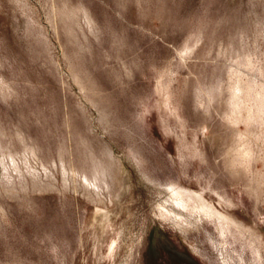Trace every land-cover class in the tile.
Returning <instances> with one entry per match:
<instances>
[{"label": "rangeland", "instance_id": "obj_1", "mask_svg": "<svg viewBox=\"0 0 264 264\" xmlns=\"http://www.w3.org/2000/svg\"><path fill=\"white\" fill-rule=\"evenodd\" d=\"M240 80L264 0H0V264H264Z\"/></svg>", "mask_w": 264, "mask_h": 264}, {"label": "bare ground", "instance_id": "obj_2", "mask_svg": "<svg viewBox=\"0 0 264 264\" xmlns=\"http://www.w3.org/2000/svg\"><path fill=\"white\" fill-rule=\"evenodd\" d=\"M234 95H235V97L236 98H238V99H240L242 102H243V104H244V106L246 107V100L250 97H252V96H255V99H256V101L258 102V104L259 105H261L262 104V102L264 101V94L262 93V91L259 89V88H257L256 86H254V85H250V84H247V83H244L243 81H238V84L236 85V87H235V91H234ZM235 97H234V100H235ZM250 106V105H249ZM246 108H248V107H246ZM245 109V108H244ZM244 109H243V111H244ZM251 117H252V111H251V113H248V117L247 116H245L244 117V120H246V121H248L249 119H251ZM242 119V118H241ZM245 121V122H246ZM248 122H250V120L248 121ZM248 148V147H247ZM246 149V148H245ZM241 151V150H240ZM243 151V150H242ZM245 153V152H244ZM248 154V153H247ZM236 155V154H235ZM243 155V154H242ZM12 156V155H11ZM66 169V168H65ZM86 173V172H85ZM75 175V174H74ZM96 175V174H95ZM86 177H88V175L86 176ZM93 178H95V177H93ZM86 179V178H85ZM91 180V179H90ZM89 180V178H88V180L87 181H90ZM95 180H98L97 179V177H96V179ZM95 180H94V183H95ZM91 182V181H90ZM89 182V183H90ZM93 183V182H92ZM95 186H97V185H95ZM94 186V187H95ZM98 187V186H97Z\"/></svg>", "mask_w": 264, "mask_h": 264}]
</instances>
